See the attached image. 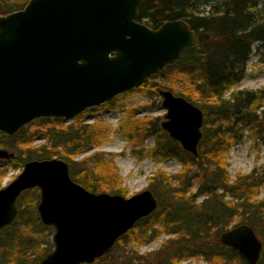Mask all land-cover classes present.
Segmentation results:
<instances>
[{"label": "water", "instance_id": "95a60500", "mask_svg": "<svg viewBox=\"0 0 264 264\" xmlns=\"http://www.w3.org/2000/svg\"><path fill=\"white\" fill-rule=\"evenodd\" d=\"M142 2L29 0L0 13V132L13 136L37 118L70 120L140 87L195 45L196 32L184 19L158 29L140 22ZM157 93L167 110L161 128L198 156L203 109L171 90ZM15 157L0 149V158ZM33 188L41 192L42 222L55 230V247L41 264H91L159 206L151 189L129 197L96 193L72 178L66 160L31 159L0 189V233L17 217L19 196ZM221 241L258 264L264 244L253 226L234 227Z\"/></svg>", "mask_w": 264, "mask_h": 264}, {"label": "trees", "instance_id": "16d2710c", "mask_svg": "<svg viewBox=\"0 0 264 264\" xmlns=\"http://www.w3.org/2000/svg\"><path fill=\"white\" fill-rule=\"evenodd\" d=\"M0 1L1 13L23 9L29 2ZM260 4L261 0H143L139 8L138 20L153 29L160 28L170 20L184 19L196 32V43L186 50L179 60L147 79L137 90L147 89L149 94L157 92V88L162 86L154 79L164 75L166 71L174 70L185 78L181 82H185L189 88L177 92L173 86L162 88L185 97L205 113L204 135L199 144L198 156L186 151L173 140L161 128L158 118L131 120L140 110L151 106L134 109L133 114L128 115L130 121L127 119V132L124 133L127 138L138 141L154 136L155 145L148 153L160 159L177 158L183 166L177 174L168 175L160 170L150 178V189L160 200L158 209L163 206L165 208L160 212L157 209L136 224L150 228L151 233L145 235L147 241L157 236L158 231L154 228V223L157 222H161L167 232L176 235V238H170L163 244L164 253L158 264H180V261L196 255H203L208 264H248L238 250L225 246L220 240L224 231L242 223L261 227L264 241V199L254 200L264 185V172L258 173L254 170L231 180L227 171L226 154L234 142L226 138L228 131H225L222 125L223 122L231 120V117H235L237 124H248L260 129L263 126V118L257 114L256 106L264 98V89L259 93L249 90L237 91L232 94L230 100L223 97L227 90L240 83L244 77L252 44L258 41L259 45L264 46V23H261L258 16ZM203 6L210 7L208 13L201 11ZM85 113L77 116V123L65 124L62 118H40V129L31 130L27 125L13 136L0 133V141L16 153L14 159H0V167L8 163L23 167L25 162L31 159L59 157L69 162L72 178L87 189L93 192L121 194L124 190L117 177L118 172L110 164L102 163L103 153L94 156L100 168L98 172L96 164L91 163L94 158L84 159L78 168L73 166L75 156L97 146L106 137L103 128L96 123L83 122ZM217 123L219 125L215 127ZM124 125L126 122L123 121L122 126ZM41 137L47 139L46 144L40 147L30 146L35 139ZM24 145L29 147L25 150ZM135 153L141 155L142 151L135 150ZM189 164L197 172L193 173ZM195 178L199 186L198 190L192 193ZM37 190L31 189L21 194L19 198L22 199L23 206L21 203L18 205L17 218L3 228L0 235V264L6 263V257L14 248L26 252L25 248H38L46 244L45 241L50 243V240H45L42 235L47 233V237H50L53 235V228L45 225L37 213L35 219L38 222L33 225L29 208H26L28 204L24 203L26 196L36 194ZM227 195L232 197V201L225 199ZM201 197L205 199L198 203ZM35 199H40L39 190ZM166 200L170 201L167 207L164 205ZM21 223L24 226L29 225L30 230L38 233L40 237L25 234ZM133 230L119 240L132 234ZM114 247L92 264H137L133 263L134 258L129 261L115 259L111 256ZM48 253L44 252L34 258L35 264H40ZM26 261L21 260L14 264H28ZM138 264H145V261L141 259ZM258 264H264V253Z\"/></svg>", "mask_w": 264, "mask_h": 264}, {"label": "rangeland", "instance_id": "374dc122", "mask_svg": "<svg viewBox=\"0 0 264 264\" xmlns=\"http://www.w3.org/2000/svg\"><path fill=\"white\" fill-rule=\"evenodd\" d=\"M0 3H2V1H0ZM209 10V6L201 7V11L205 14L208 13ZM258 16L260 17L261 23H264V0H261V4L258 6ZM259 43L260 42L257 41L252 44V51L247 63L245 75L241 79L240 83L234 85L231 89L224 93L223 97L225 100H230L232 94L237 91L249 90L259 93L264 89V46L259 45ZM182 79L185 78L182 77L178 72L169 70L166 71L164 75L156 77L154 81L159 83L162 87L173 86L175 88L174 91L177 92L189 88V85H186L185 82H181ZM185 81L189 84L187 80ZM108 103H105L99 107L88 109L86 111L83 122L91 124L96 123L98 126L103 128V132L106 134V137H104L97 146L75 156L73 158L74 167L78 168L81 166L84 159L94 158L91 163L94 165L96 164V171L98 172L100 168L97 165L94 156L97 153H103L104 160L102 163L105 165L110 164L114 167V169L117 170V177L119 179L121 188L124 190V192L121 194L126 197L140 193L146 189H150V178L160 170H163L168 175L177 174L181 171L183 166L182 163L177 160V158L172 157L160 159L151 156L148 153V150H150L155 145L156 139L154 136H149L144 140L140 139L135 141L127 138L124 135V133L127 132L126 126L130 121L128 119V115H132L134 109H140L146 105L151 106L147 109L140 110L136 116L131 117V120H140L142 118L148 117L158 118L160 121H162L167 110L162 107V98L157 92L153 91L149 94L147 89H135L133 91L119 95ZM256 112L261 118H263L262 129L250 126L248 124H237L235 117H231V120L222 123L225 131H228L226 138H230L231 141L234 142V145L227 151L226 154V161L228 163L227 171L231 180H236L240 175L249 174L254 170H256L258 173L264 172V132H262V130L264 131V98L262 99L261 103L256 106ZM78 120L79 119H77V117H74L70 120H65V124L71 122L77 123ZM123 121L126 122V125L124 126H122ZM218 125L219 123H217L215 127H218ZM27 127H29L31 130L40 129L41 121L36 119L29 123ZM46 142L47 139L41 137L35 139L34 142L30 144V146L40 147L41 145L46 144ZM28 147L29 145L23 146L25 150ZM1 148L13 150L8 146H4V142L2 141H0V149ZM135 150H141V155H136ZM189 167H192L193 173L197 172L191 164H189ZM22 169L23 167H18L12 163L3 164L0 167V171H3L0 173V189L4 188L13 180H15L21 173ZM198 186V182L195 178L191 192H196L198 190ZM38 190L34 195H27L26 202L24 201L25 204H28V207L26 205L25 206L26 208H29V212L31 213L30 219L33 225H36L38 222L35 219L38 214V204L40 202V199H35V195L37 196ZM20 198L18 199L17 204L19 205L21 203L23 206V201ZM23 199L25 200V198ZM204 199L205 197H201L197 202L201 203ZM225 199L232 201V197L230 195H227ZM262 199H264V185L254 197V200L256 201ZM169 204L170 201L166 200L164 205L167 207ZM164 208L165 207L163 206L159 208L158 211L160 212L161 209ZM18 222L19 221H16V223ZM21 227L24 229L23 232L25 234L27 233L31 236H36L37 238L38 236L40 237L38 233H34L32 232L33 230H30L29 225L24 226V224L21 223ZM154 228L158 231L157 236L152 240L147 241L145 237L151 233L150 228L148 226H136L132 234L118 241L113 252L111 253V256H113L118 261H124L126 259L129 261L131 258H134V262L132 261L133 263L138 264V262L142 259L143 262L145 261V264H158L161 255L164 253L162 252L163 244L170 238H176V235L167 232V229L162 225L161 222L154 223ZM254 228L260 238L263 240V237L261 236V227ZM47 236V233L42 235V237H45V240H50V243L45 241L46 244H42L38 248H25L26 252L21 250L18 251L17 248L12 249L11 253H9V255L6 257L5 264L18 263L21 260H27L26 263L28 264H35L34 258L39 257L42 253L44 254V252H51L54 249L53 235L50 237ZM211 240H213V238H211ZM0 261H2V257H0ZM180 264L208 263L205 261L203 255H196L180 261Z\"/></svg>", "mask_w": 264, "mask_h": 264}]
</instances>
